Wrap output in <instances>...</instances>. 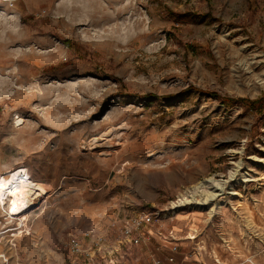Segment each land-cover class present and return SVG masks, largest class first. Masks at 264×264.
Masks as SVG:
<instances>
[{
	"label": "rangeland",
	"instance_id": "374dc122",
	"mask_svg": "<svg viewBox=\"0 0 264 264\" xmlns=\"http://www.w3.org/2000/svg\"><path fill=\"white\" fill-rule=\"evenodd\" d=\"M20 164L50 189L25 227L0 211V264L120 259L129 217L209 178L238 193L214 217L147 229L264 264V0H0V171Z\"/></svg>",
	"mask_w": 264,
	"mask_h": 264
},
{
	"label": "bare ground",
	"instance_id": "6f19581e",
	"mask_svg": "<svg viewBox=\"0 0 264 264\" xmlns=\"http://www.w3.org/2000/svg\"><path fill=\"white\" fill-rule=\"evenodd\" d=\"M15 125L21 126L24 119L16 114ZM105 134L94 136L91 142H96ZM239 166V165H238ZM227 180L209 178L198 183L190 195L184 196L176 205L179 209L189 206L200 211H207L209 217L212 218L216 212L224 206L225 201H216L219 196L224 193L238 194L237 192H226ZM48 184L43 180L33 176L29 168L20 164L0 171V211H6L8 219H16L20 221L19 225L25 227L30 213L37 207L49 194ZM14 229L2 232L6 233ZM23 231H18L14 235H19ZM190 238H196L190 235ZM6 255L0 253V258ZM252 264H257L251 261Z\"/></svg>",
	"mask_w": 264,
	"mask_h": 264
},
{
	"label": "built area",
	"instance_id": "2783aa9c",
	"mask_svg": "<svg viewBox=\"0 0 264 264\" xmlns=\"http://www.w3.org/2000/svg\"><path fill=\"white\" fill-rule=\"evenodd\" d=\"M176 209V210H174ZM179 208L177 207L176 203L172 206V211L169 209L163 210V209H150L145 208L141 211H138L135 215L132 217H129L125 224H124V241L121 243L125 244L123 246H134V245H140L145 239H148L152 234L147 227L159 223L161 219L168 218V219H174L175 213L177 212ZM158 235L160 238L171 246L172 255L169 257V260L171 262H174L175 259V253L178 252L179 246H178V237L175 230L172 228H169L167 230H160L158 231ZM96 245L99 246V250H101V245L103 242V237H99L95 241ZM72 249L74 252H84L82 248V243L77 240L73 239L71 242ZM122 248V247H120ZM88 254V253H87ZM121 256V255H120ZM116 257H113L110 262H106L105 264H121V262H124V257L121 256L120 259H115ZM107 261V260H106ZM155 264H161L160 259L155 260Z\"/></svg>",
	"mask_w": 264,
	"mask_h": 264
},
{
	"label": "crops",
	"instance_id": "0c3cea01",
	"mask_svg": "<svg viewBox=\"0 0 264 264\" xmlns=\"http://www.w3.org/2000/svg\"><path fill=\"white\" fill-rule=\"evenodd\" d=\"M197 223L193 222L192 224L194 225L192 227L197 226ZM155 230L165 229L163 227L152 228L150 232ZM192 243L191 241L181 242L184 247L175 253L176 260L174 262L169 260V257L173 254L171 246L155 234L145 239L140 245L129 246L128 248L123 246L125 249L119 251V254L124 257V262L127 261V264H155L156 259H160L161 264H211L210 259L202 255V253H198Z\"/></svg>",
	"mask_w": 264,
	"mask_h": 264
},
{
	"label": "trees",
	"instance_id": "16d2710c",
	"mask_svg": "<svg viewBox=\"0 0 264 264\" xmlns=\"http://www.w3.org/2000/svg\"><path fill=\"white\" fill-rule=\"evenodd\" d=\"M211 95H213L214 97H216V98H221V96L218 94V93H216V92H209ZM154 95H147V97H153ZM232 100V99H231ZM252 102V104H257V103H260L261 102V99H259V100H256V101H251Z\"/></svg>",
	"mask_w": 264,
	"mask_h": 264
}]
</instances>
